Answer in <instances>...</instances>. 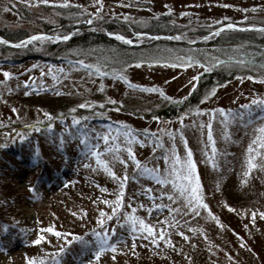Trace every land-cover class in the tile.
<instances>
[{
  "label": "rangeland",
  "instance_id": "1",
  "mask_svg": "<svg viewBox=\"0 0 264 264\" xmlns=\"http://www.w3.org/2000/svg\"><path fill=\"white\" fill-rule=\"evenodd\" d=\"M39 5L41 10L38 11L36 9ZM66 7H71L73 17L79 18L71 24H85L88 27L86 30L107 27V23L112 21L117 25L115 28L122 30L124 27L126 34L128 32L130 37L132 35L133 40L137 39L134 31L148 33V36L139 38L140 43L137 46L144 41L148 43V38L158 37L159 34L167 35L164 38L177 34L193 41L226 23L239 25L240 28L233 30H246L242 27L248 23L264 24V0H69L68 5L62 2L46 4L38 0H29L28 4L23 0H0V30L15 31L25 27L27 30L33 28L34 32L30 33H35L40 26L39 21L49 22L51 17H57L55 15ZM31 8L38 14V22L30 18ZM182 12L184 15H180ZM90 17L92 23H86ZM244 17L247 19H243ZM214 21L218 23H213ZM51 26L53 31H44L62 35L72 28H64L58 23ZM151 27L160 31L149 30ZM163 29L165 31H162ZM226 30L223 31L225 34ZM223 32L213 33L210 38L202 39L206 46L197 49L200 51L196 54L216 57L222 61L235 55V48L244 50L241 54H248L245 44H240L243 40L237 38L239 35L234 37L236 46L223 44ZM195 34L197 35L194 36ZM258 35L264 38V32L258 31ZM152 37L149 42L153 40ZM4 38L12 42L25 40V37L16 40L5 36ZM176 40L184 42L183 38ZM50 43V40H35L29 43L31 45L28 42L17 47L5 45L9 52L0 50V68L13 73L6 80L0 73V81H4L0 83V264H27L29 259L40 257H48L44 264H51L52 254L60 247L64 248L59 254L61 264H89V261L91 264H264V218L258 214L255 219L251 217L252 210L264 211V167L253 168L247 177L243 175L247 145L254 139L256 123L241 121L237 116L235 120L225 124L221 122L222 116L217 113L212 121L215 154L213 143L207 140V113L198 114L193 111L184 116L181 128L183 140L179 133H175L174 138L167 134V129L181 127L176 117L189 109L222 107L247 112L240 106L248 104L255 96L264 97V80H253L249 77L261 76L264 73L255 71L243 78L236 75L238 78L224 81L223 84L214 83L201 91L194 102H188L203 75L215 70L228 73L232 68L229 64L238 61L233 58L230 63L213 64L211 71H205L203 67L191 63L184 68L173 67V60H169L168 64L144 63L137 66L131 63L128 68L122 69L120 59L116 57L115 60L103 54L102 58L107 60L112 68L122 71L128 77L131 82L128 83L114 75L96 76L86 65L97 62L86 59H81L85 61V65L70 59H67L70 61L68 63L46 62L40 54L37 55L41 58L24 60L25 62L20 63L22 65L10 61L5 63L4 59H1L6 55L11 59L23 57L34 50L41 54H52L53 51L48 47ZM25 47L27 51L23 53L24 50L21 49ZM13 48L20 51H13ZM190 49L196 50L170 44L155 51L150 50L153 53L144 55V60L147 61L151 57L168 59L167 50H172V55L175 56L183 55ZM209 50L214 55L209 56ZM140 58L141 55L138 59ZM126 59L128 60V57ZM239 66L235 64L234 70L246 69L242 65ZM50 69L56 79L49 75ZM197 73L199 75L193 81L192 77ZM25 80L29 81L32 91L33 88L44 89L54 85L56 90L52 92L63 90L74 97V102L69 105L71 109L68 107L67 110H61L59 106L53 112H47V109H43L46 108L44 103H24L21 93L28 87L21 88V85H24ZM193 83L195 88L192 87ZM153 87L161 89L164 94L151 91ZM213 88L215 92L205 100L204 95ZM166 96L172 97L173 100L169 101ZM180 97L183 99L177 100ZM49 100L51 105H55ZM85 104H92V107H82ZM98 106L105 107L102 110L94 109L99 108ZM167 108H172L174 113L156 115ZM87 110L91 112L88 113ZM46 112L51 114V119L45 116ZM146 112L150 114L147 115ZM74 116L83 118L80 124L88 129L91 143L97 142L96 132L107 130L109 125L113 129L127 126L125 130L130 128L134 130L133 134L140 133V139H144L145 143L133 141V152L137 159L147 162L149 167L158 165L161 170L166 167L164 154L167 152L171 155L173 143L176 153L182 159L186 157V142L196 163L202 198L208 209H198L199 214L190 213L182 198L169 200L167 196H160L162 191L172 190L171 180L162 185L150 175L136 176L134 163L129 159L126 150H120V156L128 160L127 167L119 160L113 159L116 153H102V158L108 161L109 167L117 176L123 177L126 173L128 177L119 213L112 214L113 206L103 201L115 199L119 194L118 182L97 163L95 157L83 151V145L78 139L67 133L62 136L61 129L66 124L71 128L75 127L71 123ZM253 116H259L258 109L254 111ZM201 121H204L203 126ZM49 123L53 125L52 129L47 127ZM144 129L150 130L147 137L143 135ZM27 131H33L38 139L39 135L43 136L35 146L34 142H27L34 152L37 151L39 156L45 159L51 174L62 167V180L58 177L59 180L51 185L39 183L36 176L43 171L42 165H25L23 160L13 158V154H7L11 152L12 145H15L18 151L22 149L17 147V144L27 140ZM21 134L25 136L23 141L19 139ZM157 137L161 142L159 145L156 143ZM120 140L123 142V137H120ZM103 147L104 144L101 143V148ZM61 154H66L70 166L62 165ZM3 155L7 156L10 163L3 159ZM254 163L264 164V159L256 157ZM12 164L18 168L15 169ZM167 166L171 167L170 163ZM55 177L52 175L50 181ZM30 184L35 188L34 193L28 188ZM145 185L152 189V197H155V200L145 195ZM30 196L35 197L34 200H30ZM153 203L165 207L152 208ZM139 204L144 207H138ZM177 206L183 211H174ZM101 208L112 214L111 219L106 218L103 225H100L97 219ZM133 208L134 215L152 224L157 234L165 230V236L171 240V244L158 240L157 244L153 245L149 233H133L130 223L121 226L117 220H125L124 212H131ZM149 208L152 209L151 212L148 211ZM4 225H7L6 229ZM49 226L65 235L56 237L54 233L41 232V229H47ZM104 229L108 230L109 241L115 243L117 249L113 251L111 247H106L98 259H93L95 249L91 245L86 247L80 241L72 240L70 235L77 234L85 240L94 241L90 230ZM181 232L185 235L181 236ZM38 234L45 235L47 239L39 244H32L31 241ZM70 240L72 242L68 243Z\"/></svg>",
  "mask_w": 264,
  "mask_h": 264
},
{
  "label": "snow or ice",
  "instance_id": "2",
  "mask_svg": "<svg viewBox=\"0 0 264 264\" xmlns=\"http://www.w3.org/2000/svg\"><path fill=\"white\" fill-rule=\"evenodd\" d=\"M25 4L29 3V0H23ZM38 2L43 3H60L62 2L64 5H68L69 0H38ZM99 2V0H97ZM168 11H171V9H168ZM159 15V14H158ZM180 15H184V13H180ZM95 16V13L93 14ZM243 19H247L244 17ZM89 23H92V20L88 21ZM213 23H218L214 21ZM239 25L235 23H226L222 25L223 29H235L238 28ZM247 29H258L261 32H264V24H256V23H248L244 25ZM221 29H214V32H219ZM72 35L71 32H68L63 35H54L49 36L44 33H37L32 36L26 37V40L24 41H18L20 45L25 44L27 41H35V40H51L55 39L57 41L60 40H68L69 37ZM109 36H115L116 39L120 41H124L127 44H138L140 43V37H146L148 36V33L144 32H137L135 33V36L137 39L133 40L129 38L126 35H122L120 33H113L109 32ZM212 33H209V36L207 37H197V39H208ZM176 39H181V36H176ZM0 43H3L5 45L13 43L12 41L8 39H4L3 37H0ZM169 52L168 59H165L163 57L156 58L151 57L147 61L143 58L140 59H133L132 63L139 66L144 63H150V64H159L164 63L168 64L169 60H173V67L179 66V67H188L189 64H195L203 67L205 71H211L213 64L215 65H222L225 62H231L233 57H227L226 61H222L219 58L216 57H207L205 56H198L196 53L200 50H188L183 55H172V50H167ZM264 55V54H262ZM116 62V61H114ZM80 65H85L84 60L79 61ZM122 63L123 68H128L129 64L127 61H120ZM241 65H246L249 67L256 66V61L253 60L252 57L247 58H241L238 61ZM86 67L88 69H92L94 71V74L96 76H106V75H114L118 76L120 79L131 83L128 81V77L124 75L122 71H118L117 69H110L107 65L101 66L100 64H87ZM102 67L104 70H102ZM61 72L63 69L60 70ZM0 73L3 74V77L5 80L13 75V73L4 70L3 68H0ZM49 75H53L51 69L49 70ZM199 73H197L196 76L192 77V80L195 81L197 79V76ZM253 80H264V75L257 76L252 75L249 77ZM53 79H56V76L53 75ZM0 83H4V81H0ZM25 85L29 84L28 80H25L23 82ZM40 83H43V81H40ZM132 87H142L141 85H132ZM192 87L195 88L196 85L193 83ZM151 91H160L163 95V91L161 89H157L153 87L150 89ZM215 92V88L209 90L204 95V99L207 100L213 93ZM166 99L169 101H172L173 98L170 96H166ZM183 97L177 98V100H182ZM82 107H92V104H85L82 105ZM241 109H246L247 112L242 110H236L233 111L232 109H224V108H213V109H206V108H193L189 109L188 111L182 113L181 115H178L176 117L177 121L180 123V128L176 129H167V134L170 138H174L175 133H179L181 139L183 140V132L181 131V128L184 124V116L190 115L193 111L196 113H207L209 115V119L207 121V140L210 143H213V154H215V145L213 142V132H212V121L215 118L216 114L219 113L222 116V123L227 124L230 120H235L238 116L241 121L247 120L248 123H256L255 128V135L254 139H252L249 144L247 145V156H246V168L243 173L245 177L249 175V172L256 167H264V164H257L254 163L256 160V157H261L264 159V151H261L264 149V97L255 96L253 99L248 103L240 106ZM259 110V116H253L254 111ZM13 111H16L13 109ZM75 111V110H72ZM45 116H48L51 119L50 113H45ZM83 119L79 116H74L72 119V125H74V128L69 127L67 124L63 129H61L62 136L64 133H67L69 136L76 138L80 141L81 145H83V151L87 154H89L92 157L96 158V161L99 165H101L106 172H108L117 182H118V193L115 196V199H105L103 202L107 205H112V214L119 213V210L122 206V198L125 190V183L128 179L127 174L125 173L123 177L117 176L115 172L112 171V169L108 165V161L102 158V153H108V152H114L116 153L115 156H113L114 160H119L121 164H123L125 167H127L128 160L123 159L120 156V150H126L129 159L134 163L135 165V172L136 176H145L150 175L153 179L157 180L160 184H167L171 180L172 184V190L167 192H161L160 196H167L169 200H176L182 198L185 202V207L187 208V211L194 214H199L198 209H208V205L205 203L204 199L202 198V192H201V184L199 181V178L197 176L196 172V163L192 159V151L191 149L187 148V143L185 142V150H186V157L181 158L179 154L176 153L175 143L172 144L171 147V155H169L167 152L164 154V161L166 164V167L161 170L159 166L156 167H149L147 162H142L141 160L137 159L135 153L133 152V148L131 147V143L133 141H139L141 144L145 143L144 139H140L141 134L136 133L133 134L134 130L125 128L127 126H124V128H115L113 129L111 125L107 127V130L103 132H96V143H91V137L88 135V129L86 126H83L80 124V120ZM61 120L63 118L61 117ZM122 123V122H121ZM201 125H204V121L200 122ZM49 129H52L53 125L49 123L47 125ZM39 130V129H37ZM160 131H165V129H159ZM149 129L143 130V135L147 137L149 133ZM225 135H227V132H225ZM120 137H123V142H121ZM20 140H24L25 136L23 134L19 137ZM63 143V139H61V144ZM101 143L104 144V147L101 148ZM156 143L159 145L161 142L159 138H156ZM99 149V150H98ZM155 151V149H153ZM38 158V152L35 154ZM170 163L171 167H168L167 165ZM136 177L134 176L133 179ZM28 188L31 192H35V188L30 184L28 185ZM146 191L145 195L151 197L153 200H155V197H152V189L148 188L147 185H145ZM102 191H107V189H102ZM139 191V190H138ZM131 207V205H129ZM138 207H144L143 204H139ZM160 207H165V205L162 204H155L153 203L152 208L159 209ZM231 207V206H229ZM151 208L148 209L149 212H151ZM235 210V209H233ZM174 211H183L179 206H177ZM135 209L133 208L131 212H124L125 220H117L121 226H123L125 223H130L131 230L133 233L141 234L144 232H147L151 235V243L153 245L157 244L158 240H164L165 243L171 244V240L167 239L165 236V230L159 231L157 234L154 230V226L150 223H146L145 220L141 217H138L134 215ZM105 212L103 208L99 209V215L97 217L99 224L103 225L105 224V220L111 219V215ZM257 214L259 217L264 218V211L257 212L256 210L251 211V217L255 219L257 217ZM209 215H211V212L209 210ZM215 218V217H213ZM219 223V221H217ZM173 225H175V220H173ZM223 226V225H221ZM5 229L7 228V225L3 226ZM247 227V225H245ZM48 232V233H54L56 237L64 236L65 234L61 231H57L54 227L49 226L47 229H41V232ZM92 231V235L95 238L94 241L85 240L81 236L77 234H70L72 236V240L80 241L81 244L85 245L86 247L91 245L95 251L93 259H98L102 252L105 251L106 247H111L113 251H116L117 245L115 243H110L109 241V232L107 229L101 230V231ZM112 231H115V228L112 229ZM181 236H184L185 234L183 232L180 233ZM47 237L43 234H38L35 239L31 241L32 244H39L42 241L46 240ZM72 241H68V243H71ZM134 246V245H133ZM64 251L63 247L57 248L55 252L51 256V264H61V261L59 259V254ZM48 259V257H40L32 258L27 261V264H44V261ZM89 264H91V261H89Z\"/></svg>",
  "mask_w": 264,
  "mask_h": 264
},
{
  "label": "trees",
  "instance_id": "3",
  "mask_svg": "<svg viewBox=\"0 0 264 264\" xmlns=\"http://www.w3.org/2000/svg\"><path fill=\"white\" fill-rule=\"evenodd\" d=\"M36 10H41L40 9V5L38 6V9ZM72 13L74 14V12L72 11L71 7H66L64 8V10L59 11V14L57 13L55 16L57 17H51L49 19V22H40V26L36 29V31H48L51 30L53 31V29H51V24L53 23H58V25L63 26L64 28L69 29L73 24H71V22H73V20L75 19H79V18H75L73 17ZM31 15L30 18H33V21L38 22V14L33 10V8H31V13L29 14ZM28 16V15H27ZM115 24V23H114ZM113 22H108L107 23V27H102L100 26V28L94 29V30H81V31H75L73 33V35H71L69 37V39L67 41H61V42H53L52 40L51 43L49 44V49L52 50V54L51 53H45V54H41L38 51L31 52L28 55H23V57L18 56L17 58H9L7 55L4 58L5 63H7V61L12 62L13 64H18L20 65V63L25 62L24 60L27 59H39L41 58L40 55H42L44 58L43 61L46 62H51V63H68L70 62L67 59L70 60H78L80 61L81 59H86L88 61H95L97 63H99L101 66L103 65H107L108 68L112 69V65H110V63L107 60H104L102 57L103 54H107L109 55L111 58H114L116 60L120 59L121 61H127L128 64H131L133 59H138L139 56L141 55V57L144 59V55H151L153 53V51L150 50H154L155 49H159V48H164L167 47V45L170 44H177L179 47L183 48V49H188L190 47L197 49L203 48L205 45L204 42L200 41L197 42L196 44L192 45V44H188L185 42H180L177 41L176 39H170V38H159V39H153L152 41L149 42V40H151L148 38V43L142 42L141 45L139 46H132L129 45L127 43H123L122 41L117 40L114 37H109L106 35V31H108V28H111L112 30L117 27V25H114ZM246 25V24H244ZM82 28H87L84 25H81ZM25 28V27H24ZM24 28H19L15 31H10L8 29H5L4 31L0 30V35L2 34L5 37L10 38L11 40L13 39H20L23 37H26L32 33L33 28L27 30ZM123 28V29H122ZM120 29L122 30H118L123 33L126 34V31H124V27H122ZM117 29V28H115ZM149 30H153V31H160L157 30L153 27H151ZM162 31H165L164 29ZM227 33L225 34L224 32V42H222L223 44H226L227 46H236V41L234 39L235 36H240L237 37L240 40L242 39L243 42L240 44H245V49L247 51L248 54H241L242 51L244 50H238L235 48V55H232V57L234 58L235 61H239V59L241 58H247V57H252L253 60L256 61V66L254 67H249L246 65H242V67L245 70H239L236 69L234 70L233 66L235 64H239L238 62H232L235 64H229L232 68L231 70H229V72L227 73L226 71L224 72H220V70H215L213 72H207L205 75L202 76L201 80L199 81L196 90L190 95V98L188 99V102H194L197 98L198 95H200L201 91L205 90V88L207 86H212L214 83H221L223 84L224 81L227 80H233L234 78H238L236 75L241 76V78L246 77L247 74L251 73V72H263L264 73V38L261 37L260 35H258V29H251V30H226ZM34 32V31H33ZM136 32V31H134ZM204 31H202L203 33ZM234 32V33H231ZM128 33V32H127ZM201 33V34H202ZM153 34V33H152ZM197 34H195L194 36H196ZM192 36V37H194ZM153 38V37H152ZM190 38V37H189ZM14 40V41H15ZM214 40V39H213ZM210 43V42H209ZM211 44V43H210ZM213 44V43H212ZM31 45V44H29ZM0 46L2 48H0L1 51L4 52H9V49H7V47L3 44ZM28 47V46H27ZM216 48V47H215ZM27 48H23L21 50H24L23 53H25L27 50ZM212 49V48H211ZM214 49V48H213ZM142 50V51H141ZM146 50V51H145ZM13 51H20V49H14ZM211 52V50H209ZM222 52V51H220ZM225 52V49L224 51ZM227 52V51H226ZM40 54V55H37ZM210 55H214V53L211 52ZM37 56V57H35ZM123 57L124 58H119ZM126 57H128V60L126 59ZM59 61V62H57ZM71 61V62H73ZM11 63V64H12ZM133 64V63H132ZM241 66V64H239ZM239 66V67H240ZM122 67V66H121ZM103 68V67H102ZM242 68V69H243ZM122 69H124L122 67ZM104 70V69H103ZM249 76V75H248ZM205 77V79L203 80V78ZM52 90H56L55 88L53 89H36L33 88L32 90H24L23 93H21L23 96H21L22 101L24 103H30V102H35L38 104L44 103L46 104V108L43 109H47V112H53L54 110L58 109L59 106L61 107L60 109L63 110H67L69 105L74 102L73 98L67 94L66 92H64L63 90H60L58 92H52ZM55 104V105H51L50 104V100ZM47 106H51V107H47ZM99 108H94V109H104V107H100ZM69 109H71L69 107ZM96 111V110H95ZM66 112V111H63ZM79 112V111H78ZM86 112H91V110H87ZM161 112V113H160ZM157 112V116L161 115V114H173L174 111L171 108H167L163 111ZM81 114V113H80ZM94 115V113H92ZM146 114H150V112H146ZM155 114V112H154ZM24 128L26 129V125L24 126ZM27 140L25 142H21L17 144V147H22V149L20 151L17 150L15 145H12L11 148V152H7V154L12 155L13 158L17 157L18 159H21L24 161L25 165H33V163L36 164H40L43 167V171L39 172L36 176V180H38L39 183H43L44 185H48L49 182H51L50 178L53 174L50 173L49 168L47 167L46 163H45V159L42 158L41 156L38 155V158L36 157V152H34L33 149H31V145L28 142H34V146L36 142H40V135H39V139L37 137V135H35L33 133V131H27ZM28 141V142H27ZM26 143V144H25ZM33 144V143H32ZM27 148H29L30 150H32V152L30 150H28ZM23 149H25V151H23ZM39 154V153H38ZM3 159L6 160L8 163L9 159L7 158V156L3 155ZM20 160V161H21ZM23 165V164H22ZM12 166L17 169L18 167L16 165ZM47 167V168H46ZM55 174V173H54ZM43 176V177H42ZM20 178V177H18ZM22 178V177H21ZM32 197V196H30ZM33 198V197H32Z\"/></svg>",
  "mask_w": 264,
  "mask_h": 264
},
{
  "label": "water",
  "instance_id": "4",
  "mask_svg": "<svg viewBox=\"0 0 264 264\" xmlns=\"http://www.w3.org/2000/svg\"><path fill=\"white\" fill-rule=\"evenodd\" d=\"M221 29H223V28H221Z\"/></svg>",
  "mask_w": 264,
  "mask_h": 264
}]
</instances>
